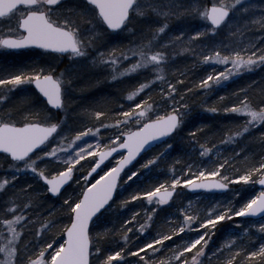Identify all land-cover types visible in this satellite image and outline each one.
<instances>
[{
	"label": "snow or ice",
	"instance_id": "snow-or-ice-1",
	"mask_svg": "<svg viewBox=\"0 0 264 264\" xmlns=\"http://www.w3.org/2000/svg\"><path fill=\"white\" fill-rule=\"evenodd\" d=\"M256 7L255 4L241 7V0H214L210 6L202 0H0V18H15L16 23L15 28L0 29L5 33L0 35V46L21 48L39 45L77 59L91 57L92 63L98 68L108 66L112 69L115 75L111 79L148 69L159 74L149 73L152 75L151 79L146 78L138 87L128 92L126 103L120 105L123 111L116 113L111 120L107 119L104 112L95 111V126H85L75 135L69 136L64 132V119H57L44 109L24 116H17L11 110L0 115V153L10 161L8 169L11 170L0 178V190L7 192L9 187H14L22 171H30L36 181L42 182L50 196L64 197L62 205L67 210L63 217L67 223L62 224L55 233L59 240L54 236L52 240L39 246V254L34 259L29 258L28 244L20 247L16 242L22 239L23 233L33 230L32 226L38 224V228L34 230L38 239L33 243L39 244V240L53 228L56 221L41 220L30 213L33 197L29 194L33 193L34 186L25 184L19 191L23 193L27 203H16L19 197L15 194L6 201L10 204V209H5L9 218L0 223L5 226L8 235L4 237L5 243L0 245V253H3L0 264H19L20 260L24 264H120L125 247L117 245L116 250L105 252L97 243L101 233L111 235L113 231H117L114 227H104L108 221L102 218L113 207V202L122 191V184L126 188L134 177L143 174L142 169L147 170L158 163L165 153H155L140 167L132 170L136 158L157 142H162L165 138L171 140L182 130L184 118L190 110L186 101L192 94V89L183 84V78L180 81L173 79L171 82L166 79L165 65L170 57L165 51L153 50L155 47H164L156 37L167 29L169 17L188 15L198 17L205 23V27L193 31L187 37L185 32H180L173 39L181 40L186 37L192 43L197 39L218 35L222 29L235 27V23L230 24L235 16ZM259 8L261 14L258 20H245L242 27L244 31H248L250 24L253 27L259 24L261 35L252 39L264 41V4L259 5ZM149 14L163 17V23L148 34V39H142L141 43L132 45L124 52H117L115 48L105 52L103 45L98 43L103 32L109 30H124L131 26L134 34L138 31L136 21ZM84 17L87 19L84 20ZM171 42L165 41V44ZM201 50L207 53L201 56V62L219 63L223 66L222 71L209 72L199 80V87L203 90L220 85L245 69L264 65V44L257 46L250 42L241 47L239 44L225 45L221 42L203 44ZM129 58L134 62L118 70L121 61ZM54 73L55 69L51 67L16 69L14 73H5L0 78V86L10 92L20 85L32 84L49 105L59 109L64 107V96L70 81L63 79L64 70L59 75ZM157 81H163V86L159 89L160 96L154 98L147 94L140 99ZM245 91L247 89L238 90V95L243 99L231 102L229 107L223 109L226 113L246 117L241 125L236 126L237 131L225 134L224 141L218 145H201L199 155L192 159L191 164H181L178 169L172 167L168 179L147 185L146 190L129 193L126 200L121 201L123 206L127 201L143 198L149 205L154 204L156 207L151 212L145 210L148 218L143 224H139L138 229L129 226L130 221L133 224L138 222L137 213H132L128 219L123 220L120 225V230H123L120 240L127 246L135 238L137 231L146 233L153 214L161 205L167 204L174 194H179L181 187L228 190L230 184L238 183L247 186L254 194L246 199L241 198L237 206L236 197H240L241 193L233 189L232 200L217 202L203 214L200 210L193 209L189 202L179 209L183 217L174 229H161L152 239L133 248V253L140 256L138 264H207L212 259L218 260L228 246L235 248V253L240 254L244 250L236 247V235H231L217 247H212L217 224L234 217L240 218L235 221V226L250 235L249 228L243 227V218L259 216L264 219V158L255 163L245 160L241 164L237 153L225 157L222 152L216 151L223 143L242 138L257 126L264 127V93L250 97L244 94ZM0 103H7V97L0 95ZM210 110L219 111L217 108ZM102 129H112L108 143L103 146L99 139ZM198 131L193 129L191 135L195 137ZM261 138L264 140V133ZM166 147L171 148L172 145ZM213 152H216V159L211 155ZM45 161L49 163L45 164ZM84 164H90V167L81 171ZM77 177L80 179L77 180ZM72 182L80 190L68 194L66 189ZM257 185L258 191L255 190ZM257 227L264 234V223ZM94 228H99L100 231L94 234ZM180 234L185 239L179 244H172L167 259L161 257L157 260L160 252L168 247L165 242L172 243V238H179ZM236 254L229 253L223 264H233ZM247 258L251 264H264V243L247 251Z\"/></svg>",
	"mask_w": 264,
	"mask_h": 264
},
{
	"label": "trees",
	"instance_id": "trees-1",
	"mask_svg": "<svg viewBox=\"0 0 264 264\" xmlns=\"http://www.w3.org/2000/svg\"><path fill=\"white\" fill-rule=\"evenodd\" d=\"M202 2L207 5L211 4L210 0H202ZM245 4H255L257 7L246 13L235 16L233 21H230V24L235 23V27L222 29L218 35L197 39L196 41L189 43L186 37L190 36L193 31L203 29L205 27V23L198 17L182 14L169 17L168 27L165 32L161 33L160 35L162 42L172 41L171 44L166 45L165 48L163 47L162 49H156L165 51L169 54V62L165 65L166 79L171 82L173 79L180 81L181 78H183V84L186 87L192 89V94L186 101L189 104L190 110L187 112L184 118L185 125L182 127L181 131H178L172 137L173 140L177 138V140H180L181 143L180 144L176 141L172 142L173 146L171 154L174 156L173 159H176L181 154V146H184V144H193L198 147L201 145L204 147L212 146L214 143L219 142L223 138V135L226 133V131L231 126H233L234 121H236V124L242 121L241 119L243 118H241L240 115L231 112L226 113L223 110L224 108L229 107L231 102H239L243 99L242 96L238 95V90L247 89L244 94L249 95L250 97H256L264 93V65H257L251 69H245L243 72L234 74L227 80L223 81L220 85L213 86L210 89L203 90L199 87V80L203 78L209 71V68L212 67L211 64L201 62V56L206 54V51L201 50L203 44L222 42L225 45L239 44L241 47L243 44L250 42L255 43L257 46L264 44V41H255L252 39L254 36L261 35L259 24H255L254 27L252 24H250L248 31H244V28L242 27V24L245 20L252 22H256L258 20V17L261 14L259 5L264 4V0H241V7H243ZM163 19V17H158L155 14L142 16L136 21V28L138 31L132 34L135 35L138 33L141 37L147 30L146 33L147 36H149L148 34L151 31H154L156 27L158 28L163 23ZM155 20H158V22H155ZM145 28L147 29L144 30ZM180 32H185L186 37L182 38L181 40H174L173 38L179 36ZM177 41L179 42L178 45H176ZM105 45H109L107 51L115 48L117 52H120L121 46H123V44L119 43H110ZM105 45L103 47H105ZM185 48L189 50L182 51V49ZM198 50L199 54H197ZM229 50L232 49L230 48ZM27 51L20 53V55H15L12 53L0 55V78H3L5 73H14L16 69L43 67L45 65L43 63V58L45 57H47V62L49 57L59 59L60 56L61 66L64 67L65 64H67L65 63V60L69 56H57L48 52L45 56L37 58L36 56H29V54H26ZM104 51L107 52L105 49ZM225 54H227V52ZM35 60L36 62L33 64L32 61ZM83 66L84 68L82 67L81 70H76L74 72L75 75L73 76L76 96L74 97L75 102L71 108V112L67 114L68 118H72V122L70 123L72 133L78 131L83 126H95L96 118L93 115L95 111L104 112L107 116V119L111 120L116 113L123 111L120 105L125 104L123 103L125 93H128L135 87H138L139 83L144 82L146 78H152V75L145 72L144 74H146V76L140 79L139 76H141L143 73L137 72L132 76L108 80L105 77L106 72L102 69H89L86 64ZM152 74L157 75L158 73L156 74L153 72ZM162 86L163 81H157L148 93L142 94L139 98L143 99L144 95L147 94H151L154 98H158L160 96L159 89ZM1 88L3 89L4 86H0V89ZM221 97H223V99H221ZM65 107L66 105L64 98V108ZM10 108L11 111H14L17 114V116L36 114L40 109H44L46 111L49 110L41 96H38L32 89H30L29 95H27L24 100L13 103ZM212 108H217L219 111L213 112L210 110ZM61 111L62 109L57 112L58 116ZM193 129L199 130L195 137L191 135ZM262 133H264V127L257 126L254 132L252 131L251 135H260L258 137L261 138ZM157 168L158 165L155 164L152 167V172L150 171L148 174L142 175L141 178L138 176L134 177L131 182H128L126 188L124 185L121 186L122 191L113 202V207L109 208L105 213V216L102 218L103 220L106 219V221H108L104 227L109 229L114 227L117 229V231H113L111 235L108 233L102 234L101 241L102 243H105V246H103L105 252L106 250L110 251L111 249L116 250L117 245H119V247H125V254L129 253L132 255L131 258H128V261L133 262V264H138L140 259L139 254L133 253V248L141 244H133L132 242L131 245L128 244V246H125L124 243H121L120 236L123 230H120V225L123 223V220L129 217L132 213H137V217H139L141 215H146V212H151V210L143 207L141 202L143 198L136 201H127L123 206H121V201H125L129 193L134 194L136 190H146L147 185H154L163 181L164 179L160 180L158 175H154ZM37 185H41V182H38ZM13 192V187H9L7 192L2 190L0 191V217L4 215L5 209L9 208V204L5 202L7 199L11 198L13 194H15ZM55 201L56 198L54 200L49 195H47V193H45V198L43 201L44 204L46 203L52 205L55 203ZM34 203L36 204L37 209H40L37 199H34ZM161 206L160 208H162L163 213L165 208ZM53 209L52 216L55 221L59 220L61 217L63 218L67 211L63 207H53ZM138 209L141 211L137 212ZM144 210H146V212ZM43 213H46V210ZM160 213L161 211L158 210L154 214ZM62 224L64 223L59 225L58 222H56V224L47 232L44 238L39 240V243L41 242L40 244H42V242L45 243L52 239ZM36 228L38 227L35 226L33 230L25 232L23 234V240L25 241V239H27L29 244L36 241L37 237L34 235V230ZM152 232V230L149 231L150 234H152ZM58 238V236H55L56 240ZM34 245L36 246L35 243ZM32 256L33 253L29 251L28 257L31 258ZM238 258L240 259H236L233 264H251L247 258V255H240ZM19 264H24V261L20 260Z\"/></svg>",
	"mask_w": 264,
	"mask_h": 264
},
{
	"label": "rangeland",
	"instance_id": "rangeland-1",
	"mask_svg": "<svg viewBox=\"0 0 264 264\" xmlns=\"http://www.w3.org/2000/svg\"><path fill=\"white\" fill-rule=\"evenodd\" d=\"M161 2H162V0H161ZM212 2H214V0H210V3H212ZM83 19L86 20L87 18L84 17ZM155 22H158V20H155ZM15 27H16L15 18H13L12 20H9L7 18L0 19V29H8V28H15ZM146 29L147 28H145L144 30H146ZM146 31L143 33V35L141 37L139 36L138 33L133 35L131 32V28L124 29L118 33H113V32L111 33L109 31H107V32H103L102 37L98 41V43L102 44L103 46L105 44H110V43L123 44V46H121L120 52H124L126 49H129L132 45L141 43L142 39H144V40L148 39L149 36H147ZM2 34H5V33L3 31H0V35H2ZM160 35L158 37H156V39L159 41L160 44L164 45V48H165L166 45H168V44H165L164 41L162 42ZM185 42H187V41H185ZM178 43L179 42L177 41L176 45H178ZM108 46L109 45H105V47H103V50L105 49L107 51ZM159 48L162 49L163 47L162 48L161 47H155L153 50H156ZM133 50H135V49H133ZM6 52L7 51L4 50L2 46H0V55H4V54H6ZM20 53L21 52H16L15 55H17V54L20 55ZM26 54H29V56H36L37 58H40V57H43L46 55V53H44L42 51H35L33 49L28 50ZM93 55H95V53H93ZM46 60H47V57L43 58V63L45 64V65L43 64L44 65L43 67H51V68L55 69V73H54L55 75H59L61 70H64L65 75H64L63 79L70 81L69 85L66 88V94L64 96L66 107L62 108V111L59 114V116L57 115V112H55L53 110H48L47 112L53 114L57 119H61V118L64 119L65 120V123L63 125L64 132H67L69 134V136L75 135V133L77 131L72 133V131H71L72 129L70 127V125H71L70 123L72 122V118H70V117L68 118V116H67V114L71 112V108L73 107V104L75 102L74 97L76 96L75 90H74L75 84L73 83V80H74L73 76L75 75L74 72L78 69L81 70L82 67L84 68L83 65H85V64L88 66L89 69H96V70L98 69L99 70L101 68H98L97 66H95L92 63L91 57L77 59V58L70 57V55H69L67 57V59L65 60V63H67V64H65L64 67L61 66L60 56H59V59H54V58L49 57V60L47 62H46ZM86 61L88 62V64ZM34 62H36V60L32 61L33 64H34ZM133 62L134 61L131 60L130 58L127 59L126 61L122 60L118 70H122L123 68H126L129 64H131ZM208 64H211L212 67L209 68V71L207 72V74L209 72L214 73L216 71H222L223 70V66L219 63H208ZM102 70L106 72L105 77L108 80H114V79H111V77L113 75H115V73L112 71V69L110 67L106 66ZM138 72L143 73L141 76H139V78L142 79L143 77L146 76V74H144L145 72L149 74V73H153V70L148 69L147 71L141 70ZM136 73L126 74L124 76H118L117 78H124L125 76H132V75H135ZM157 75H159V74H157ZM31 87L32 86H30V84H24V85L18 86L16 89H13L10 92L6 91L5 88H3V89L1 88L0 89V91H1L0 95H4L7 97V103H0V115H2L4 112L10 111L11 110L10 107L12 106L13 103H17L20 100H24L26 98V96L29 95ZM127 94L128 93H125V95H124V99H123L124 102L123 103H126ZM85 118H87V117H85ZM241 118H243V119H241L242 121L238 122L237 124L235 123L236 121H234L233 126H231L226 131L225 134L237 131L238 128L236 126L241 125L243 123V121L246 119V117H244V116H241ZM84 120H86V119H84ZM83 127H85V126H83ZM83 127L80 128L78 131H82ZM254 130H252V131L254 132ZM252 131H250L247 135H245L242 138H239L235 141L223 143L222 147H218L216 149V151L222 152L225 157L232 156L233 153H237V159L240 161L241 164H243L245 160L252 162V163H255L256 161L260 160L261 158H264V141L258 137L260 135L252 136L251 135ZM111 132H112V129H107V130L102 129L101 130L100 137H99V139L101 141V146L106 145L108 143V137L111 135ZM63 134L64 133L62 132L61 135H63ZM224 135H223V138L219 142L214 143L212 146L218 145V144H220V142L224 141ZM173 141L180 143V140H177V138H175L174 140L173 139L167 140V141L160 143L159 145H156L155 147L149 149V151H147L139 159V162L135 163L132 166V170H135L136 167H140L141 164H144L145 161L150 159L151 156L154 155L155 153L162 152L165 154L162 156L160 161L158 163H156V165H158V168L156 169V172L154 175H158L160 180L161 179H168L170 176V171H171L172 167H176L178 169L181 164H185V163L191 164L192 159L199 155L198 149L200 147L193 145V144L192 145L184 144V146H181V149H182L181 154L176 159H173L174 156H173V154H171L172 147L171 148L166 147L167 145L173 146V143H172ZM212 146H207V147H212ZM45 150H47V149H45ZM211 155H212L213 159H216V152H213ZM86 159H88V158H86ZM6 160H8V159L6 157H4L3 154H0V178L4 177L5 172H9V173L11 172V170L8 169V164L10 163V161H6ZM112 162L114 163L115 160H113ZM197 162L199 163V160H197ZM48 163H49V161H45V164H48ZM108 166H111V164H108ZM89 167H90V164H84L83 167L81 168V171H85ZM152 167L153 166H150L147 170L142 169L143 174H138L137 176L141 178L142 175L148 174V172H150L152 170ZM53 170H58V169L53 168ZM76 179L79 180L80 178L77 177ZM25 184H32L34 186L33 193L29 194L30 196L33 197V207L31 209H29L30 213L33 216L40 218L41 220L42 219L55 220L52 216L53 210H54L53 207H58V208L63 207L62 200L64 199V197L63 196L56 197V201L52 205L51 204L49 205L46 203L44 204L43 201L45 198V193H47V192L44 189L43 184L41 183V185H37L38 182L33 178V174L30 171H22L20 173V175L18 176V180L15 182V185L13 187L14 188L13 193H15V195L19 197V199L16 200V203H18V204H24V203L28 202L27 200H25L23 198V193H21L19 191V189H21ZM122 186H123V184H122ZM233 189L235 191H238L241 193L240 197H236L235 203L237 204V206H238V203L241 202V198L246 199V198H248L249 195L254 194V192L251 189H249L247 186H242L238 183L230 184V187L225 194H218V193L214 194V193H208V192L189 194L185 190L184 187H181L179 189V194H175L173 200L170 203H167L166 205H162L165 208V211L163 213H162V208L159 207L157 209V211L160 210L161 213L160 214H153L152 222L150 223L149 229L146 230V233H139L137 231L135 233V238L133 240L129 241V245H131L132 242H133V244H142V243H144V241L147 242L148 240H150L154 237L155 233L161 231V229H165V230L174 229L177 226V222L180 221L183 217V213H180L179 209L184 207L185 205L189 204V202H191V206L193 209H198L201 211V214H203L204 212H206V209L208 207L214 206L217 202L223 203L227 200H232L233 195H234ZM74 190L78 192L80 189L77 188L75 182H72L67 187L66 192L68 194H72ZM255 190L256 191L259 190L258 185L255 186ZM9 199H7V200H9ZM34 199H37V202L40 205L39 206L40 209H37V206L34 203ZM141 202L143 204V207L148 209V210L152 211V208L156 207V205H154V204L149 205L144 199L141 200ZM50 208H52V209H50ZM7 209H10V204H9V208H7ZM45 210H46V213H43V212H45ZM12 214H15V213H12ZM41 214H43L42 217H41ZM8 218H9L8 215L6 214V212H4V215L2 217H0V221H2L3 219H8ZM128 218L129 217H127L126 219H128ZM147 218H148L147 215H141L138 217L137 223L133 224V222L130 221L129 226L138 229L139 224H143ZM237 219H240V218L234 217L231 220L221 221L217 224L216 234L213 237L212 247L215 248L220 243L224 242L225 239L229 238L231 235H236L238 238V240L236 242V247H239V248L243 249L244 251H242L240 254H236L235 248L228 246L226 251L218 258V260L212 259V260L208 261L207 264H223V262L229 257V253L236 254V259H240V258H238L240 255H243V256L247 255V251L258 248L259 243H264V234L260 233V231L257 227L258 224L264 223V219L259 218V219H248V220L243 219L242 220L243 227L249 228L250 235L243 233L242 228H238L235 226V221ZM104 221H106V219ZM56 222H58V224L60 225L61 223H67V220L63 219L61 217V218H59V220H56ZM35 226L38 227V224L33 225L32 227L34 228ZM104 226H106V224ZM151 230L153 231L152 234L149 233V231H151ZM99 231H100L99 228L93 229L94 234L96 232H99ZM23 234H22V239L18 240L16 242V244L18 246H23L25 243H27L28 247H29V251L31 253H33V256L31 258L34 259L35 256L39 254V246L44 244V243L42 242V244H40L41 243L40 242L39 244H36V246L34 245L33 242L31 244H29L27 242V239H25V241L23 240ZM102 234L103 233H101L100 239H99V241H97V243L103 248V246H105V243H102V241H101L102 240ZM7 235H8V233L6 231L5 226L2 223H0V245H3L5 243L4 237ZM183 239H185V237H183V234H180L179 238H177V237L172 238V243L165 242L166 244H168V247L165 248L164 251L160 252V255L157 257V260H159L161 257L164 259H167L168 252L171 250L172 244H179L182 242ZM33 240H36V239H33ZM50 240H52V239H50ZM50 240H48L47 242H49ZM57 240H59V238ZM47 242H45V243H47ZM121 243H123L122 240H121ZM106 252H107V250H106ZM122 255H123V259L120 261V264H133V262L128 261V258H131V256H132L131 254L126 253V254H122ZM2 258H3V253H0V259H2ZM139 258H140V256H139Z\"/></svg>",
	"mask_w": 264,
	"mask_h": 264
},
{
	"label": "water",
	"instance_id": "water-1",
	"mask_svg": "<svg viewBox=\"0 0 264 264\" xmlns=\"http://www.w3.org/2000/svg\"><path fill=\"white\" fill-rule=\"evenodd\" d=\"M210 6V5H209ZM111 31V30H110ZM116 31V30H115ZM28 47H33V48H36V49H38V48H40V49H42V50H44V51H50V52H53V53H58V52H55V51H53V50H49V49H44L43 47H41V46H39V45H33V46H26V47H21V48H9V47H7V48H9V49H13V50H16V49H27ZM6 48V47H5ZM59 54V53H58ZM61 54H64V53H61ZM32 86H34V85H32ZM35 88V87H34ZM36 90V89H35ZM37 91V90H36ZM42 96V95H41ZM43 97V96H42ZM43 99L45 100V102H46V104H47V106H49L50 108H53V109H55V110H58V108H55L54 106H51V105H49L48 104V102H47V100H46V98H44L43 97ZM60 109V108H59ZM166 140H168V139H163L162 140V142H164V141H166ZM159 143H161V142H157L154 146H156V145H159ZM154 146H152V147H154ZM151 148V147H150ZM145 153V152H144ZM143 154V153H142ZM141 154V155H142ZM141 155L140 156H138L137 158H136V160H135V162L141 157ZM134 162V163H135ZM186 190L189 192V193H192V194H194V193H198V192H204V191H207V192H213V193H215V192H218V193H225L227 190H212V189H187L186 188ZM53 197H55V196H53ZM173 199V198H172ZM171 199V200H172ZM170 200V201H171ZM245 218H248V217H245ZM249 218H254V219H257V218H259V216H257V217H249Z\"/></svg>",
	"mask_w": 264,
	"mask_h": 264
}]
</instances>
